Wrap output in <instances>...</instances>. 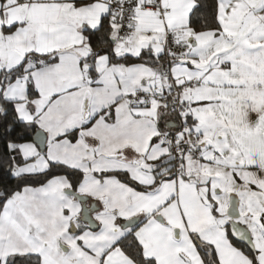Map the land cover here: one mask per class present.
<instances>
[{"label":"snow or ice","instance_id":"1","mask_svg":"<svg viewBox=\"0 0 264 264\" xmlns=\"http://www.w3.org/2000/svg\"><path fill=\"white\" fill-rule=\"evenodd\" d=\"M0 264H264V0H0Z\"/></svg>","mask_w":264,"mask_h":264}]
</instances>
